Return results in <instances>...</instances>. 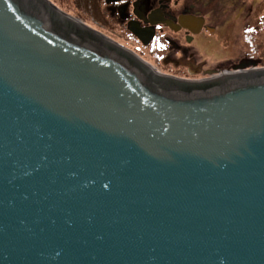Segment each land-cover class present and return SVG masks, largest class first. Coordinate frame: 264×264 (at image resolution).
I'll return each mask as SVG.
<instances>
[{
	"label": "water",
	"instance_id": "1",
	"mask_svg": "<svg viewBox=\"0 0 264 264\" xmlns=\"http://www.w3.org/2000/svg\"><path fill=\"white\" fill-rule=\"evenodd\" d=\"M255 65L164 76L47 0H0V264H264Z\"/></svg>",
	"mask_w": 264,
	"mask_h": 264
},
{
	"label": "rangeland",
	"instance_id": "2",
	"mask_svg": "<svg viewBox=\"0 0 264 264\" xmlns=\"http://www.w3.org/2000/svg\"><path fill=\"white\" fill-rule=\"evenodd\" d=\"M47 1L61 13L130 51L164 76L184 80L208 78L213 74L232 71L223 68L214 73H205L215 69L220 61L238 62L245 58L255 61L254 68H264V0H176L178 3L203 4L204 10L206 6L213 15L217 13V20L214 19L212 23L216 24L217 21L222 25L218 36L208 40L209 45L199 41L198 47H190V58L181 57L180 53L175 51L170 42H173L174 37L180 36H174L170 32H165L163 38L157 36L154 42L145 47L129 36L125 24L119 21L126 7L129 12L131 7L128 3L119 5L121 0ZM211 7L213 9H210ZM113 8L116 10L114 16H111ZM197 8L199 9V6ZM178 42L182 44V41ZM189 65L192 68L188 70L186 67ZM198 66L202 68L200 73L196 74L193 68Z\"/></svg>",
	"mask_w": 264,
	"mask_h": 264
},
{
	"label": "flooded vegetation",
	"instance_id": "3",
	"mask_svg": "<svg viewBox=\"0 0 264 264\" xmlns=\"http://www.w3.org/2000/svg\"><path fill=\"white\" fill-rule=\"evenodd\" d=\"M123 3H128L131 9L129 12V10H127V7H126V11L124 12V14L122 13L121 15L122 17L119 22L122 23L123 25L125 24V28L129 36L133 37L135 40L139 42V44L145 47L151 44L152 42H154L157 36H160L161 38H163V34L165 32H170V34H173L174 36H180V38L174 37L173 42H170V43L172 44V47L175 49V51L180 53L181 57H185V58L191 57L190 47L192 46L198 47L199 41H202L203 43H206L209 45L208 40L211 37H214L216 35L218 36L219 30L221 29V26H222L221 23H218L217 21H216V24L212 23L214 19L217 20V13L213 15V12L211 10L209 11V9L206 8V6L204 10L203 4H195L193 2L178 3L176 0H121L118 4L121 5ZM198 6H199V9L197 8ZM210 9H213V8L211 7ZM115 10L116 9H114V12L111 16H114ZM152 13L154 14V16L151 17L153 20H158L160 18V20L162 19L164 21L170 22L172 27L170 28L166 26L165 24H161V23H156L154 25H151L149 23V15ZM210 14H212L213 16L212 15L210 16ZM181 16H191V17L202 20L199 26L197 24L191 27V29L193 31H197V33H192L191 30L183 28L178 23V18ZM129 22H135L143 29L153 30L154 32L153 37L150 39L148 44L143 45L136 37H134L129 32V30L127 29V24ZM178 40L182 41L181 42L182 44H179ZM164 43L168 45L166 41ZM241 62L249 63V62H253V60L250 58H245L238 62H230V60H226L222 62L220 61V63H217L216 65L217 67L215 69L208 70L205 73H212V72L214 73L223 68L232 70V68L235 65ZM186 68H188L189 70L192 68V66L189 65ZM201 68L202 66H198V68H193V69L196 72V74H198L200 73ZM211 76H214V74ZM185 79L186 80H200V79H195V78H191V79L185 78Z\"/></svg>",
	"mask_w": 264,
	"mask_h": 264
},
{
	"label": "bare ground",
	"instance_id": "4",
	"mask_svg": "<svg viewBox=\"0 0 264 264\" xmlns=\"http://www.w3.org/2000/svg\"><path fill=\"white\" fill-rule=\"evenodd\" d=\"M68 16V15H67ZM68 17H70V16H68ZM71 18V17H70ZM72 19H74V18H72ZM75 20V19H74ZM227 72H229V71H227Z\"/></svg>",
	"mask_w": 264,
	"mask_h": 264
},
{
	"label": "trees",
	"instance_id": "5",
	"mask_svg": "<svg viewBox=\"0 0 264 264\" xmlns=\"http://www.w3.org/2000/svg\"><path fill=\"white\" fill-rule=\"evenodd\" d=\"M253 62H255V61H253Z\"/></svg>",
	"mask_w": 264,
	"mask_h": 264
}]
</instances>
